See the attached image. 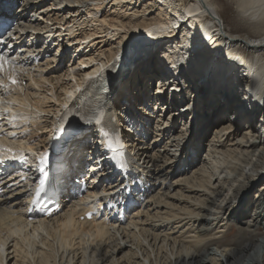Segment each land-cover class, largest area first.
I'll use <instances>...</instances> for the list:
<instances>
[{"label": "bare ground", "instance_id": "bare-ground-1", "mask_svg": "<svg viewBox=\"0 0 264 264\" xmlns=\"http://www.w3.org/2000/svg\"><path fill=\"white\" fill-rule=\"evenodd\" d=\"M140 1L18 0L21 7L12 15L16 25L0 38L3 50L6 41L13 35L17 38L6 51L17 56L16 76L20 81L7 83L3 76L8 78L10 72L0 73L5 92L0 90V116H6L4 126H8L10 132L6 134L11 137L9 140L6 134L1 135L0 159L18 156V151L40 154L39 147L31 145L46 144L52 127L63 120L65 104H80L84 91L91 86L99 89L102 85V91L109 94L120 70L115 69L116 62L126 65L127 58L142 57L143 53L152 58L141 71L151 78H161L157 91L162 86L167 90L161 91L169 95L165 101L173 109L168 111L158 99L138 109L135 94L125 95L135 111L128 121L131 119V129L138 135L131 146L143 150L148 161L142 167H148L146 173L153 180L143 184L133 178L124 181L119 173L106 176L107 170L99 169L105 160L92 164L90 171H101L100 179L113 180L101 188L100 194L105 196L98 209L103 206L105 211H113L110 215L116 223L105 217L107 213L99 224L77 221L84 208L92 206L88 204L90 197L73 205L68 224L56 226L54 219L29 220L32 200L38 198L34 196L37 181L31 186L21 183L18 197L28 195L18 206L9 198H1L6 194L2 193L0 264H264V0H229V7L235 11L233 27L244 36L227 33L222 22L223 6L214 0H193L183 7L173 0H162L169 12L162 5L156 9L157 0H149L146 5ZM29 30L45 34L43 49L40 38ZM160 41H164L163 46ZM69 44L74 51L67 66L62 60ZM129 45L133 50L128 54ZM200 45L205 50L198 54L195 48ZM52 50V56H48ZM237 51L250 55L248 64L237 57ZM58 55L61 57L56 59ZM76 60L84 67L74 65ZM102 65L103 71L97 74ZM90 73L93 80L86 79ZM179 73L183 75L179 77ZM176 79L190 96L206 91L207 99L198 96V101L183 106L185 97L190 96L176 88ZM218 102L219 110L214 109ZM181 106L191 108L177 122V129L169 124L175 121ZM153 112L159 115L156 129L150 130L141 121ZM12 117L15 119L10 121ZM210 117H215L213 124L225 121L216 131L202 136ZM193 123L201 129L195 127L193 131ZM171 128L175 131H164ZM189 137L190 142L201 146L194 152L196 157L182 148ZM242 140L244 143H240ZM84 143H90L92 150L102 149L88 137L75 144L70 151L75 170L84 166L88 171L91 166L86 161L88 146ZM21 165V171L25 170L21 177L32 178V158H25ZM14 166L7 162L4 167ZM181 168L185 173H179ZM67 170L64 177L70 176L71 167ZM3 187L1 182L0 191ZM9 191L17 194L12 188ZM232 230L235 232L228 237Z\"/></svg>", "mask_w": 264, "mask_h": 264}, {"label": "rangeland", "instance_id": "rangeland-1", "mask_svg": "<svg viewBox=\"0 0 264 264\" xmlns=\"http://www.w3.org/2000/svg\"><path fill=\"white\" fill-rule=\"evenodd\" d=\"M147 1H149V0H141L140 2L142 3V4H147V3H149V2H147ZM159 0H157L156 1V3H157V5H156V9H157V7H160V5H162L161 7H163L164 9H166V7L164 6V4H163V1L162 0H160L161 2H158ZM173 1H175V3L178 5V6H181V7H183V6H185V5H187V4H189V3H192L193 2V0H173ZM216 3H217V5H221V6H223V9H224V12L225 13H221L222 14V22H223V25L225 26V28L227 29V33L229 32V33H231L232 35H235L236 33V35H240L241 36V34L244 36V33L243 32H241V33H239L238 34V32L234 29V27H233V17H234V15H235V11H234V9L232 8V7H229V0H214ZM21 7V4H19V8ZM106 8H108V6L106 7ZM226 8V9H225ZM228 8V9H227ZM29 10H31V9H29ZM28 10V11H29ZM167 10V11H166ZM165 11L166 12H169V9H166ZM15 11V10H14ZM30 13H32V12H30ZM37 15H38V12H37ZM35 17H37V16H35ZM45 20V19H44ZM45 23V22H44ZM44 25V24H43ZM142 35H139V36H137V37H141ZM250 36V35H249ZM46 40V39H45ZM47 40H49V39H47ZM168 40V42H169V39H167ZM51 41H53V40H51ZM53 42H56V41H53ZM164 41H160L159 42V45H161V46H163V43ZM201 45H203V44H201ZM196 46V51L198 52V54L199 53H202V51H204L205 50V46ZM205 45V44H204ZM197 47H199V48H197ZM132 48V46L131 45H129L128 46V51L129 52H127L128 54L133 50V49H131ZM131 49V50H130ZM25 51V50H24ZM23 51V52H24ZM101 51H102V49H101ZM193 51H194V49H192L191 51H190V54L191 53H193ZM52 52H53V50L49 53V55L48 56H52ZM197 52H194V54H197ZM126 53V54H127ZM72 54H73V52H72ZM82 54V53H81ZM81 54H79L78 56H75V58L76 57H80V55ZM87 54V53H86ZM237 57L238 58H240V57H243L244 59H245V63L246 64H248V61L250 60L249 58H250V55L248 54L247 55V53H245V52H241V51H237ZM75 55V54H74ZM193 55V54H192ZM56 59H59V57H61V56H54ZM154 58V57H153ZM78 60V59H77ZM76 60V62L74 63L73 62V64L74 65H76L77 67L79 66V67H84V65L83 64H81L80 62H78ZM38 65H41V63H38ZM242 66L244 67V62L242 63ZM71 67V66H70ZM138 73H139V71H138ZM158 74V73H157ZM157 74H156V76H157ZM180 75H179V77H181L183 74L182 73H179ZM185 77H187V75L185 76ZM188 78V77H187ZM189 79V78H188ZM159 80V79H158ZM159 81H161V78H160V80ZM216 81V79L215 78H213V82H215ZM185 90V89H184ZM204 93V94H203ZM202 94L205 96H207V94L208 93H206V91H204V92H202ZM201 94V95H202ZM177 98V100H179V98L178 97H176ZM186 98V101L185 102H183L182 103V105L184 106V105H186L188 102H190L189 101V98H187V97H185ZM182 107V106H181ZM184 108H186V109H184ZM189 108H191V106H189V107H187V106H185V107H182L181 108V110H179L180 112H177V115H176V117H177V122L180 120V119H182V118H184V116H187L188 115V110H189ZM182 109H184V110H186L185 112H183V110ZM172 112L173 111H171L170 112V114H172ZM169 114V115H170ZM168 118H166V120H167ZM204 119L205 118H203V120H202V122L204 121ZM245 119L246 118H242V121L244 122V124H248V123H246V121H245ZM237 124H240L241 122H236ZM260 125V124H259ZM19 189V188H18ZM17 189V190H18ZM254 192V191H253ZM253 194V196H254V193H252ZM251 194V195H252ZM260 194H261V192H260ZM22 198H19L18 199V202L21 200ZM235 231L234 230H232V231H230L228 234H227V236L229 237L232 233H234ZM11 245V244H10ZM9 251V250H8ZM12 250L10 249V252H11ZM12 255H14V254H12Z\"/></svg>", "mask_w": 264, "mask_h": 264}, {"label": "snow or ice", "instance_id": "snow-or-ice-1", "mask_svg": "<svg viewBox=\"0 0 264 264\" xmlns=\"http://www.w3.org/2000/svg\"><path fill=\"white\" fill-rule=\"evenodd\" d=\"M173 27H176V25H173ZM9 37L12 36L11 33L8 34ZM0 43H4L3 40H0ZM7 47H11V45H7ZM16 68H17V62L15 60V57L12 55L11 52H6L4 51L3 49H0V72H3V71H9L10 74L8 76V80H9V83L11 84H17L19 83L20 81L17 79V76H16ZM103 68L104 66L102 65L100 69L97 70V74L100 72V71H103ZM86 79L88 80H93L94 77L93 75L90 73L86 76ZM77 92L80 91V89H76ZM68 96L69 97H72L73 96V93L72 92H68ZM64 108H65V113L63 114V118L65 119V124H58L57 127L60 128V129H64L65 126H66V123H67V110H69L70 106L68 104H65L64 105ZM15 119V118H13ZM81 119H83V117H81ZM97 123H99V119H97L96 121ZM228 129H225V130H222V131H227ZM13 136L15 135L14 133L12 134ZM105 136H107V133H105ZM117 142L119 143V136L117 134ZM240 143H244V141H240ZM123 144H120V149H123ZM107 149H113V145H112V141L109 140L107 142ZM106 149V150H107ZM113 151H116V149H113ZM119 154V153H118ZM8 159H12V160H15V159H19L21 162H24L25 161V158L21 155L19 157L16 156V154H13L12 156H10ZM37 160H38V164H39V168H38V171L43 174L44 171H45V165H46V162H47V154L46 153H41L38 157H37ZM6 161L5 160H0V164H4ZM204 175H207V172L205 171L203 173ZM21 179H23V177H21ZM43 184H44V181H40V186L36 188V191H35V196L36 197H39L41 192L43 191ZM205 191H207V189H205ZM37 201L35 199L32 200V204H35ZM198 204H202V202L200 201H197ZM223 203V202H221ZM195 214V213H193ZM0 248H2V246H0Z\"/></svg>", "mask_w": 264, "mask_h": 264}]
</instances>
